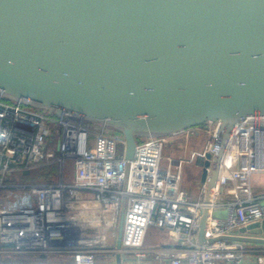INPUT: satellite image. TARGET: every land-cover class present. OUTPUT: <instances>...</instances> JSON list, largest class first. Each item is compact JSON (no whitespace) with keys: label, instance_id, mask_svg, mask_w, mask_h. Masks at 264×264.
Returning a JSON list of instances; mask_svg holds the SVG:
<instances>
[{"label":"water","instance_id":"1","mask_svg":"<svg viewBox=\"0 0 264 264\" xmlns=\"http://www.w3.org/2000/svg\"><path fill=\"white\" fill-rule=\"evenodd\" d=\"M0 97L114 130L129 161L141 139L218 123L209 202L234 125L264 117V0H0ZM208 216L200 244L264 245V222L207 238Z\"/></svg>","mask_w":264,"mask_h":264},{"label":"built area","instance_id":"2","mask_svg":"<svg viewBox=\"0 0 264 264\" xmlns=\"http://www.w3.org/2000/svg\"><path fill=\"white\" fill-rule=\"evenodd\" d=\"M218 127L210 122L174 136L141 139L129 161L119 152L124 139L114 130L0 97V264H99L100 256L103 264H243L250 251L264 264L263 251L246 242L197 241L205 208L207 238L264 222V197L252 189L253 175L264 173L262 116L234 125L209 202L204 201L206 182L199 181L196 200L182 186L184 165L198 161L201 172ZM202 131L210 135L204 149L190 158L169 156L162 164L170 139L182 136L188 142ZM53 163L54 181L22 179L25 172ZM216 210L226 216H214ZM151 226L164 232L171 245L146 248ZM19 256L41 262L3 261Z\"/></svg>","mask_w":264,"mask_h":264},{"label":"rangeland","instance_id":"3","mask_svg":"<svg viewBox=\"0 0 264 264\" xmlns=\"http://www.w3.org/2000/svg\"><path fill=\"white\" fill-rule=\"evenodd\" d=\"M209 140H210V135L206 131H202L199 135L192 136L188 142L183 140L182 136H178L175 137L174 139H170V143L167 144L164 148V152H163L164 159L162 161V164L163 165L167 164L166 158L169 156L173 158H178L183 156L190 158L193 151H199L204 149L205 146L208 144ZM123 148H124L123 146L120 147L119 152H122ZM197 163L198 161L197 162L195 161L193 163H187L184 165L185 169H184L183 186L185 188L188 189H191L192 187L194 188L195 182L198 183V174L200 172V167H198ZM68 168L69 170L72 171L71 164L68 166ZM214 214H215L214 216L219 218H224L226 216V212L224 210L222 211L216 210ZM161 235L162 234H159L156 227L151 226L147 236V246L149 244L151 246H154L155 244L160 243V240L162 238Z\"/></svg>","mask_w":264,"mask_h":264},{"label":"crops","instance_id":"4","mask_svg":"<svg viewBox=\"0 0 264 264\" xmlns=\"http://www.w3.org/2000/svg\"><path fill=\"white\" fill-rule=\"evenodd\" d=\"M183 181H184V179H183ZM182 186H183V183H182ZM199 187H200L199 178H198V183L195 182L194 188L192 187L191 189H188V188H185L183 186V188L189 192L192 199H194V200L198 199L199 191H200ZM252 189L256 195H259V196L263 195V197H264V173H256L253 175V177H252ZM263 202H264V198H263ZM156 229L159 232V234H162L161 235L162 238L160 240V243L155 244V245H158V246L159 245H171L166 234L164 232H162L160 229H158V228H156ZM149 230H150V228H149ZM148 233H149V231H148ZM147 236H148V234H147ZM147 236L145 239V247L149 248L152 246L150 244H149L150 246L149 245L147 246ZM248 244H249V247L251 249L257 248V249L261 250V252L263 251L262 253L264 255V245H262V244H250V243H248ZM257 255H258L257 252L250 251L249 253L246 254L243 264H259V262L257 260ZM105 262L106 261H105L104 257H102V256L98 257V263L99 264H103Z\"/></svg>","mask_w":264,"mask_h":264},{"label":"trees","instance_id":"5","mask_svg":"<svg viewBox=\"0 0 264 264\" xmlns=\"http://www.w3.org/2000/svg\"><path fill=\"white\" fill-rule=\"evenodd\" d=\"M8 101V100H7ZM90 126L93 127H99L96 124L88 123ZM57 174V166L56 164H48L38 167L32 172H29L27 174H22V179L30 182H52L55 179V176ZM71 174V170H69V175ZM6 263H36L41 262L37 258L34 257H5L3 259ZM67 258H53L51 262H67Z\"/></svg>","mask_w":264,"mask_h":264}]
</instances>
